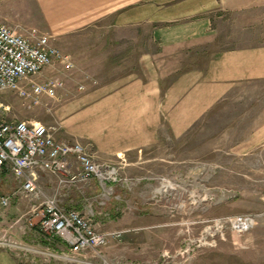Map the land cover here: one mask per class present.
<instances>
[{
	"label": "crops",
	"instance_id": "obj_1",
	"mask_svg": "<svg viewBox=\"0 0 264 264\" xmlns=\"http://www.w3.org/2000/svg\"><path fill=\"white\" fill-rule=\"evenodd\" d=\"M22 2L33 23L28 29L49 37L59 51L71 45L74 53L87 37L94 46L103 42L105 49L95 48L89 61H127L129 34L136 44L145 34L149 37L157 49L141 53L138 74L117 76L112 66L105 68L110 72L109 80L90 86L88 89L93 90L87 99L75 102L74 113L61 127L63 133L80 141L97 161L113 164L120 185L128 186L135 179L136 184L149 187L154 181L149 175L156 169L155 163L165 157L160 152L168 151L167 164L173 171L174 154L169 151L179 140H193L192 133L200 125V196L191 199L190 205L210 200L213 206L228 202L259 207L251 214L255 225L247 233L245 246L235 237L224 243L232 244L231 257L247 264H264V0ZM8 21L21 28L10 17ZM101 25H106L111 38L103 41L96 37ZM55 139L62 140L61 136ZM65 164L74 169L72 159ZM95 184L92 181L88 185L93 188ZM81 186L87 185L74 188L83 190ZM172 186L167 181L168 191ZM75 189L58 195L67 198V206L84 214L76 203ZM208 193L215 197L208 199ZM147 217L151 224L143 223L141 229L149 233H143L142 238L169 242V228L173 226L169 216L143 215L142 222ZM30 219H1L0 236L12 242L16 223L26 221L29 226ZM118 219L120 231L112 228L115 219L111 215L103 226L107 229L95 224L101 233L120 235L111 237L109 244L113 239L121 242L128 238L130 222L140 223L138 216L127 213ZM22 240L26 241L24 237ZM19 258L12 249L0 246V264H40Z\"/></svg>",
	"mask_w": 264,
	"mask_h": 264
},
{
	"label": "rangeland",
	"instance_id": "obj_2",
	"mask_svg": "<svg viewBox=\"0 0 264 264\" xmlns=\"http://www.w3.org/2000/svg\"><path fill=\"white\" fill-rule=\"evenodd\" d=\"M8 17L21 28L10 25ZM0 20L15 29L18 34H25L26 31L30 30L28 28L33 25L22 0H0ZM104 23L107 22L102 24ZM104 26L106 25L99 26L95 32L96 37L102 38L103 41L107 37L111 38L109 31L104 29ZM85 39L82 41L83 45H80L78 51L74 53H71V45L67 46L68 50L66 49V51L59 48L62 54L70 57L74 64L73 70L66 72L62 67L56 65L32 78L36 84H42L49 80L58 81L61 88L56 90L55 99L43 96L38 105L31 106L28 102L22 101L15 93H6L0 97L5 104L11 107L10 119L42 123L53 129L54 138L61 136L62 140L59 142H80L70 138V135L63 133L61 129L63 123L74 113L75 102L81 98L87 99L93 90L88 89L90 86H100L109 80L110 72H106L105 68L110 70L109 66H112L117 76L138 74L141 53H149L157 49L156 46L149 43V37L146 34L138 40L137 44L135 38L129 34L126 46L127 61L120 62L118 60L108 64L97 63L89 61V55L94 52L95 48L103 50L105 46L103 42L100 46H94L95 43L88 40V37ZM96 70L97 72H95ZM199 128L200 125H197L194 129L193 140L188 138L179 140L176 142L175 149L169 151L170 154L172 152L174 154L175 169L173 171L171 165L167 164L166 155L168 151L160 152L161 155L165 154V157L164 159L160 157V160L155 163L156 169L149 175L154 181L152 184H148L149 187L136 184L135 179H131L132 181L129 182L128 186L120 185V183L109 185L108 191L100 188L97 182L93 188L89 185L81 186L84 187L83 190L77 191L71 186H60L57 178L53 176L42 175L39 181L40 197L31 199L18 193L20 183L12 175L1 173L0 198L11 196L12 199L8 207L4 208L0 205V220L10 219L12 216L16 219L26 220L30 218V212L34 206L40 205L44 199L53 196H57L61 207L73 209V206L65 204L68 201L67 198L60 197L58 194H61L62 191L69 193L74 189L76 203L84 213L82 215L89 218L92 224H98L101 230L107 229L103 226L107 223L106 219L110 215L115 219L111 226L116 231L121 230L118 221L119 215L127 213L140 218L139 224L135 221L128 224V229H130L128 238L126 237L121 242H118L119 239H113L114 242L108 243L106 247L96 251H77L58 240L48 241L40 233H35L34 230L37 229L35 226L31 228L26 221L23 224L21 221L16 223V233L10 234L13 238L11 239L12 242L17 246V248L12 249L13 253L20 257L19 260L25 257L40 264H191L193 262L243 264L242 259L233 258L228 254L232 250V244L224 242L228 238L235 237L241 245H244L248 234L233 233L224 229L225 240L223 241L220 234L216 233L214 220L251 215L259 207L234 206L228 202L222 206H213L210 205V200L207 204L190 205L191 199L200 196ZM99 162L105 163L103 160ZM194 167L196 168L194 169ZM167 181L173 184L168 194L167 192H158L167 185ZM225 194V196L231 197L229 193L225 192ZM151 197L154 198L153 202L148 201ZM207 197L212 199L215 195L208 193ZM206 209H208L207 212ZM150 214L169 216L170 224H173L169 228V242L157 238H142L143 233L146 235L149 233V231H145L146 233L142 231V224L149 225L151 221L147 217L145 219L148 220L142 222L141 218L143 215ZM205 232L209 235L216 234L213 239L209 237L207 241L203 240L204 246L198 248V240L205 235ZM136 235H140L138 240ZM22 237L26 241L22 240ZM3 238L5 239V237L0 236L2 241H4ZM212 240L216 242L215 246L210 245ZM233 247L235 248V246ZM237 249L239 250V247ZM141 250L143 254L140 255L138 252ZM49 253L54 254V256L49 255Z\"/></svg>",
	"mask_w": 264,
	"mask_h": 264
},
{
	"label": "built area",
	"instance_id": "obj_3",
	"mask_svg": "<svg viewBox=\"0 0 264 264\" xmlns=\"http://www.w3.org/2000/svg\"><path fill=\"white\" fill-rule=\"evenodd\" d=\"M56 65L66 72L74 68L70 57L52 46L49 37L36 29L18 34L0 20V97L15 93L31 106L38 105L43 96L55 99L56 90L61 88L58 81L36 84L32 78ZM10 115L11 107L0 98V174L9 173L20 183L18 193L31 199L39 198L42 175L57 178L58 184L65 187L96 181L107 191L109 185L121 182L114 166L97 161L82 144L58 142L52 128L39 122L10 119ZM68 159L74 161V169L65 164ZM164 192L168 193V188ZM11 199V196L0 198V205L8 207ZM30 216L29 226L37 227L48 241L58 240L77 251H96L106 247L111 237L120 236L100 233L89 218L76 210L61 207L57 196L34 206ZM214 222L216 233L224 241V229L238 234L248 233L255 225V218L252 215L234 216ZM216 233L209 235L205 232L197 247L204 246L203 240L213 239ZM215 243L212 240L210 245L215 246ZM0 246L17 248L15 243L2 240Z\"/></svg>",
	"mask_w": 264,
	"mask_h": 264
},
{
	"label": "bare ground",
	"instance_id": "obj_4",
	"mask_svg": "<svg viewBox=\"0 0 264 264\" xmlns=\"http://www.w3.org/2000/svg\"><path fill=\"white\" fill-rule=\"evenodd\" d=\"M167 187L164 186L161 190H158V192H164Z\"/></svg>",
	"mask_w": 264,
	"mask_h": 264
}]
</instances>
